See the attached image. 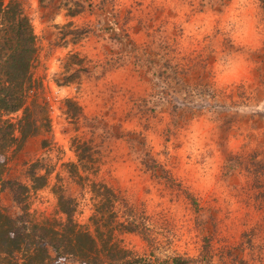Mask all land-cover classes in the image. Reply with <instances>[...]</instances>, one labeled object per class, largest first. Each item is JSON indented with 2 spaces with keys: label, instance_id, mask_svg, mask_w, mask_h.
<instances>
[{
  "label": "rangeland",
  "instance_id": "obj_1",
  "mask_svg": "<svg viewBox=\"0 0 264 264\" xmlns=\"http://www.w3.org/2000/svg\"><path fill=\"white\" fill-rule=\"evenodd\" d=\"M71 1L20 0L37 37L33 75L43 79L51 129L0 155L4 178L27 181L28 163L38 160L48 180L30 195L32 216L55 215L57 179L75 196L77 219L88 221V187L64 165L76 161L72 139L80 138L86 154L93 145L100 151L96 172L84 173L111 184L119 219L137 224L117 232L135 253L264 264V0H93L92 11L69 15L64 4ZM102 9L118 20L114 31L98 28V20L106 22ZM74 27L77 35L69 32ZM71 51L88 71L58 85L54 78ZM195 51L201 60L192 62ZM162 53L192 64L180 81L155 73ZM66 97L80 114L65 111ZM125 136L150 165L144 148L151 152L155 176ZM0 205L11 215L18 210L7 189Z\"/></svg>",
  "mask_w": 264,
  "mask_h": 264
},
{
  "label": "trees",
  "instance_id": "obj_2",
  "mask_svg": "<svg viewBox=\"0 0 264 264\" xmlns=\"http://www.w3.org/2000/svg\"><path fill=\"white\" fill-rule=\"evenodd\" d=\"M101 3L104 0H100ZM67 14L74 15L85 10H93V0H72L64 4ZM104 6V5H103ZM102 8V6L99 5ZM98 20V28H108L114 31L117 21L111 12L102 9V19ZM104 20V19H103ZM71 25L69 20L65 23ZM77 27L69 32L77 35ZM122 38H129L128 32L122 30ZM113 34V33H112ZM38 45L30 17L24 10L20 0H0V155H4L11 145H21L32 135L47 132L51 129V119L48 101L40 95L43 89V79L33 75L34 61L37 57ZM149 55V54H148ZM190 60H201L199 51L190 52ZM78 53L69 52L62 66L64 72L54 78L58 85L71 82L81 71H88L84 62L74 60ZM162 61L155 71L158 76H167L180 81L183 73L192 64L179 62L177 54H161ZM78 64V66H75ZM212 95L214 86L206 82ZM222 90V89H221ZM65 111L74 116L81 113L79 104L71 97H66ZM73 103V104H72ZM173 118L180 116L176 103H172ZM79 109V112H76ZM20 113L13 119L9 114ZM93 116L92 126L98 120ZM130 144L131 153L140 158V153L133 148L130 138L125 136ZM76 161L64 163L72 180L90 192L91 213L88 221L80 222L77 217L75 196L66 192L62 183L57 179L51 190L56 197V212L53 217L32 216L30 212V195L43 187L48 180V172L42 171L38 160H33L26 167L27 181L17 178L5 179L3 163L0 161V190L10 193L17 212L11 215L0 205V264H210L208 259L174 254L168 259H159L138 255L134 250L125 246L117 236L121 230H135L134 219H119L118 191L103 180L88 179L86 172L95 173L98 169L99 149L93 145L89 154L81 146L84 140L74 137ZM80 141V142H79ZM144 154L151 159L152 164L144 162L152 175H156L158 162L151 152L144 148ZM86 161L90 166H86ZM89 169V170H87ZM92 169V170H91ZM166 174L167 171L163 167ZM59 177V174H56ZM166 177V176H165ZM168 177L171 178L169 174ZM167 178V177H166ZM86 190V189H85ZM190 198L192 196L189 195ZM192 202L196 200L192 198Z\"/></svg>",
  "mask_w": 264,
  "mask_h": 264
}]
</instances>
